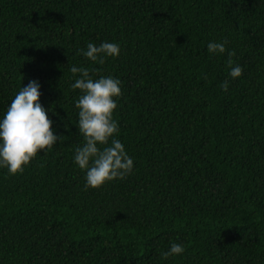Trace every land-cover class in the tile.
<instances>
[{"label": "trees", "instance_id": "16d2710c", "mask_svg": "<svg viewBox=\"0 0 264 264\" xmlns=\"http://www.w3.org/2000/svg\"><path fill=\"white\" fill-rule=\"evenodd\" d=\"M225 38L235 79L207 51ZM104 40L120 54L102 65L78 52ZM71 65L121 81L134 167L96 188L72 159ZM35 78L63 137L0 168V264H264V0H0V115Z\"/></svg>", "mask_w": 264, "mask_h": 264}, {"label": "clouds", "instance_id": "9594fccd", "mask_svg": "<svg viewBox=\"0 0 264 264\" xmlns=\"http://www.w3.org/2000/svg\"><path fill=\"white\" fill-rule=\"evenodd\" d=\"M227 43L226 38L208 41L207 51L211 55L227 52V74L235 79L242 75L243 66L232 59L235 50H228ZM78 52L102 65L108 57L120 54V45L107 40L98 45L89 41ZM69 70L74 75L79 74L69 85L81 93L74 106L78 109L75 124L82 143L75 146L72 159L84 172L85 187L96 188L107 181L122 179L132 172L134 161L118 139L119 123L114 118L117 99L122 94L121 81L110 74L93 78L88 67L71 65ZM229 83L225 79L220 82V87L227 91ZM40 96L39 79H30L19 88L6 111L0 115V168L6 169L8 174L23 172L37 152H46L57 141H62L63 136L53 127L50 109L41 103ZM184 251L183 243L171 242L161 256H178Z\"/></svg>", "mask_w": 264, "mask_h": 264}]
</instances>
